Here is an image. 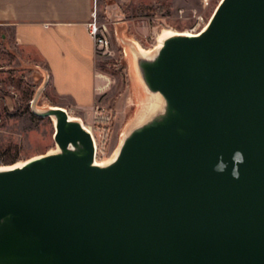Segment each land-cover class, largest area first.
<instances>
[{
    "label": "water",
    "instance_id": "obj_1",
    "mask_svg": "<svg viewBox=\"0 0 264 264\" xmlns=\"http://www.w3.org/2000/svg\"><path fill=\"white\" fill-rule=\"evenodd\" d=\"M126 27L150 101L104 164L82 120L33 106L58 152L0 170V264H264V0L149 56Z\"/></svg>",
    "mask_w": 264,
    "mask_h": 264
},
{
    "label": "rangeland",
    "instance_id": "obj_2",
    "mask_svg": "<svg viewBox=\"0 0 264 264\" xmlns=\"http://www.w3.org/2000/svg\"><path fill=\"white\" fill-rule=\"evenodd\" d=\"M221 0H150L122 6L121 15L105 16L100 21L108 28L110 50L97 53V69L107 79L106 90L89 112L65 108L72 117L90 128L101 150V161H109L139 114L142 104L131 75L125 47L116 36V23L126 24L124 32L131 42L153 50L165 32L199 34L210 22ZM129 5V6H128ZM127 8V9H126ZM126 9V10H125ZM120 12V13H121ZM39 59L31 50L4 42L0 32V168L23 164L57 150L55 122L33 114V106L67 107L69 101L54 93L50 78L38 74ZM96 113H98V120ZM100 116V117H99Z\"/></svg>",
    "mask_w": 264,
    "mask_h": 264
},
{
    "label": "crops",
    "instance_id": "obj_3",
    "mask_svg": "<svg viewBox=\"0 0 264 264\" xmlns=\"http://www.w3.org/2000/svg\"><path fill=\"white\" fill-rule=\"evenodd\" d=\"M147 1L0 0V32L4 42L35 53L37 73L46 71L54 93L69 101V106L57 107L89 112L108 82L97 69L88 28L94 11L98 17L100 13L118 16L122 6L135 7L137 2L139 7Z\"/></svg>",
    "mask_w": 264,
    "mask_h": 264
},
{
    "label": "built area",
    "instance_id": "obj_4",
    "mask_svg": "<svg viewBox=\"0 0 264 264\" xmlns=\"http://www.w3.org/2000/svg\"><path fill=\"white\" fill-rule=\"evenodd\" d=\"M88 28H89V33L94 40L96 52L105 51V54L108 53V51L110 50V46H111V42H110L108 35H107L108 28H107V25L100 22L96 11H94V13L92 15V21L88 25ZM96 115H97L96 119L98 120L99 119L98 113H96ZM91 132H92V134L95 138V142H96V161H97V163L104 164L108 161H101V159H100L101 150L99 148L96 137H95L92 130H91Z\"/></svg>",
    "mask_w": 264,
    "mask_h": 264
},
{
    "label": "bare ground",
    "instance_id": "obj_5",
    "mask_svg": "<svg viewBox=\"0 0 264 264\" xmlns=\"http://www.w3.org/2000/svg\"><path fill=\"white\" fill-rule=\"evenodd\" d=\"M222 1V0H221ZM207 27V26H206ZM205 27V28H206ZM204 28V29H205ZM203 29V30H204ZM175 35H185V36H194V34H190V33H172V32H165L160 38H159V44H158V46L157 47H155L153 50H151V51H149V50H145V49H143L140 45H138V44H136V46L138 47V49L140 50V52L141 53H143L144 55H146V56H149V55H151L153 52H155V51H157L158 49H160L161 47H162V45H163V42H164V40H166L167 38H169V37H171V36H175ZM198 35V34H197ZM197 35H195V36H197ZM70 115V114H69ZM70 117L73 119V120H79L78 118H76V117H72L71 115H70ZM90 131H91V129L90 128H88ZM56 152H58V150H55L54 152H52V153H56ZM24 164V163H23ZM23 164H17V165H15L14 167H2V168H0V170H4V169H11V168H15V167H20V166H23ZM100 164V163H99Z\"/></svg>",
    "mask_w": 264,
    "mask_h": 264
},
{
    "label": "clouds",
    "instance_id": "obj_6",
    "mask_svg": "<svg viewBox=\"0 0 264 264\" xmlns=\"http://www.w3.org/2000/svg\"><path fill=\"white\" fill-rule=\"evenodd\" d=\"M236 155H237V157L240 159V162H243V157H242V154H240V153H237ZM237 178H238V177H237Z\"/></svg>",
    "mask_w": 264,
    "mask_h": 264
}]
</instances>
